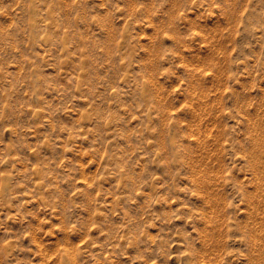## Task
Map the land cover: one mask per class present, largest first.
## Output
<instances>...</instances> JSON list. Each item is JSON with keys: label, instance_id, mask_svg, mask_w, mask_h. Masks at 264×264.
I'll use <instances>...</instances> for the list:
<instances>
[{"label": "rangeland", "instance_id": "obj_1", "mask_svg": "<svg viewBox=\"0 0 264 264\" xmlns=\"http://www.w3.org/2000/svg\"><path fill=\"white\" fill-rule=\"evenodd\" d=\"M0 264H264V0H0Z\"/></svg>", "mask_w": 264, "mask_h": 264}, {"label": "bare ground", "instance_id": "obj_2", "mask_svg": "<svg viewBox=\"0 0 264 264\" xmlns=\"http://www.w3.org/2000/svg\"><path fill=\"white\" fill-rule=\"evenodd\" d=\"M262 137V136H261ZM260 141H262V140H260ZM262 145V144H261ZM257 154H258V152H256ZM259 157V156H258ZM262 170V169H261ZM262 173V172H261ZM263 174V173H262ZM261 177H263L262 175H261ZM256 179H258V178H256ZM249 191V190H248ZM250 192H252V191H250ZM253 193V192H252ZM254 195V194H253ZM257 195V194H256ZM258 196V195H257ZM257 196H255V197H257ZM254 197V198H255ZM256 200H258V198L256 199ZM256 202V201H255ZM258 202V201H257ZM255 204V203H254ZM217 206V205H216ZM257 206V205H256ZM256 206H254V207H256ZM259 206V205H258ZM253 207V206H252ZM259 208H261V205H260V207ZM217 209H219L218 207H217ZM256 209V208H255ZM259 210V209H258ZM220 213H222V212H220ZM252 213V212H251ZM217 214H219V213H217ZM223 215V214H222ZM221 214H220V216H222ZM252 215V214H251ZM213 218V217H212ZM212 220V219H211ZM214 220V219H213ZM213 222V221H212ZM214 232V231H213ZM215 233V232H214ZM211 235V234H210ZM215 235V234H214Z\"/></svg>", "mask_w": 264, "mask_h": 264}]
</instances>
